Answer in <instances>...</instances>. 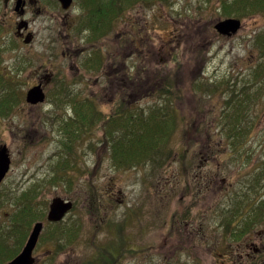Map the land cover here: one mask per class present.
<instances>
[{
  "label": "rangeland",
  "instance_id": "rangeland-1",
  "mask_svg": "<svg viewBox=\"0 0 264 264\" xmlns=\"http://www.w3.org/2000/svg\"><path fill=\"white\" fill-rule=\"evenodd\" d=\"M224 1L231 0H151L122 10L121 2L108 32L91 39L85 0L67 11L50 0L31 47H12L11 33L4 39L0 94L17 99L0 116V145L11 161L0 184L1 250L12 253L15 234L25 231L23 245L41 221L37 248L49 250V264H264V211L257 213L264 177L256 176L264 168V57L255 45L264 12L228 17ZM227 18L242 22L231 37L214 29ZM70 42L72 61L63 55ZM92 50L100 58L90 68ZM42 63L54 78L44 103L32 106L25 95ZM167 76L172 90L163 88ZM90 101L100 118L67 133L63 122ZM161 105L176 109L178 120L166 145L137 161L114 159L115 142L128 149L124 137L136 119ZM239 110L243 133L231 138L229 120ZM54 198L72 202L57 224L47 221ZM29 206L37 217L26 228L16 217Z\"/></svg>",
  "mask_w": 264,
  "mask_h": 264
},
{
  "label": "trees",
  "instance_id": "trees-1",
  "mask_svg": "<svg viewBox=\"0 0 264 264\" xmlns=\"http://www.w3.org/2000/svg\"><path fill=\"white\" fill-rule=\"evenodd\" d=\"M148 2L151 0H85V3L90 6L88 10V15L86 19L85 25L88 30L92 31L91 39H96L99 36H104L108 30L111 28L112 21L117 19L120 12V3L121 10L125 5L136 3V2ZM223 13L230 16H237L238 18H243L250 16L257 12H264V0H231L230 2L224 1L222 4ZM84 27V26H83ZM255 45L260 51L262 57H264V30L261 31L255 40ZM90 61V60H89ZM89 65L94 63L88 62ZM2 78L0 77V88L4 87L5 84L1 82ZM163 88L165 90H172V82L173 79L170 76H167L165 80H163ZM16 96L14 93L0 94V116L7 115L12 110V105L14 100H16ZM81 104H84L81 106ZM239 104L242 107V102ZM92 107L90 102L80 103L74 109L76 112V117L71 120H66L63 122V129L68 133L71 130L81 131L82 128L86 126H90L93 119H99L100 117L96 113L95 110H92L93 113H88L87 110ZM149 114L142 115L144 118L138 117L136 122L131 126L129 135L124 137L125 141H128V149L123 147L121 139L120 141H116L113 147L114 159H119V162L133 160L137 161L140 157L144 156L143 153H152L155 154L160 146L163 144L166 145L168 138L170 137L172 131L177 126V117L176 110L171 109L168 105H161L154 107L149 110ZM236 112V110H235ZM116 117V116H115ZM115 117H111L109 122H113ZM232 118L229 120V126L232 125L228 129V136L231 138H236L239 135H242V130L239 127L241 113L240 110L236 113L235 116H231ZM135 125V126H134ZM112 125V127H114ZM134 126V127H133ZM62 127V126H61ZM87 130H84L86 132ZM230 131V132H229ZM73 132L71 135H74ZM134 136V141L130 140ZM111 141L114 139L113 136H110ZM71 139H69V142ZM151 154V155H152ZM147 155V154H146ZM264 161V157H262ZM264 163V162H263ZM257 183L259 180H262L264 177V168L261 169L257 174ZM257 204H262L258 207L257 213L259 217L263 216L264 211V198L259 201ZM236 211H239V207H235ZM19 220L22 223V226L26 225V228L29 226L30 221L35 219L37 215H34L33 208L31 206L24 208L20 214L18 213ZM252 225L251 221L245 223L242 228V231L250 228ZM25 228V230H26ZM24 234L21 235V244L25 238ZM21 234V231H20Z\"/></svg>",
  "mask_w": 264,
  "mask_h": 264
},
{
  "label": "flooded vegetation",
  "instance_id": "flooded-vegetation-1",
  "mask_svg": "<svg viewBox=\"0 0 264 264\" xmlns=\"http://www.w3.org/2000/svg\"><path fill=\"white\" fill-rule=\"evenodd\" d=\"M49 1L50 0H0V18H1V13L3 15L2 19H0V46H4L5 43L4 41L8 39L7 36L10 33L12 34L13 37L12 39L14 42L10 44L12 45V47H15V43H16L17 44L16 47H18L20 50L21 49L24 50L27 47H31L36 40L38 41L39 26L37 27L34 24L38 22L37 20L39 18L49 19ZM54 1H56L57 4L60 6L57 0ZM66 19H67L66 16L62 18V20H66ZM44 28H46L48 34L45 39H41L42 41H45L42 48L45 49L46 53L49 54V29H47V26H45ZM74 45H75L74 42L67 43L65 51L63 52V55L65 57H68L70 61H72L73 58H75L74 54L77 53L76 52L77 49L75 48ZM25 52H26L24 53L25 58L26 55L30 56L31 52L27 50H25ZM93 52L97 53L98 50H92V53ZM44 64L45 63H42L36 69L33 70L32 75L35 76L34 78L36 82L31 87L41 84L45 91V89L49 87L51 80L54 78L53 75L55 72L54 70H49V66L45 68ZM101 65L103 67V63H101ZM57 68L58 67H56L55 70ZM105 69L106 68H104V70ZM103 73L105 74V72ZM107 74L111 75L110 78L111 88L109 89V91L111 92V94L115 95L117 93V87H116L117 73L113 74L112 71L110 70V72H108ZM18 235L20 236V234H15L14 236L16 237L17 240L14 246L15 248L10 249L12 250V253L11 252L8 253L9 250L0 249V264H9L15 257H17L22 252V248L24 244L23 245L21 244V237H19ZM40 238L38 239L37 245L33 249L31 254L32 264H49V250L48 249L43 250L37 248ZM246 246L248 248H251V250H253L254 255L256 254L255 251H257L258 248H255L254 243L249 245L246 244ZM3 253H6V255H4ZM245 255L247 259H251L250 253H247ZM241 257H243V255H241Z\"/></svg>",
  "mask_w": 264,
  "mask_h": 264
},
{
  "label": "water",
  "instance_id": "water-1",
  "mask_svg": "<svg viewBox=\"0 0 264 264\" xmlns=\"http://www.w3.org/2000/svg\"><path fill=\"white\" fill-rule=\"evenodd\" d=\"M63 9H68L73 0H58ZM242 23L239 19L227 18L215 23L214 29L222 36L231 37L235 35ZM45 100V93L42 85H37L28 90L26 94V102L30 105H37L43 103ZM10 156L6 145H0V183L5 178L10 168ZM72 208V202L65 201L61 198H54L49 206L47 220L49 222H59ZM43 229V223L37 222L27 239L22 252L15 257L9 264H32V251L36 246L38 238Z\"/></svg>",
  "mask_w": 264,
  "mask_h": 264
}]
</instances>
